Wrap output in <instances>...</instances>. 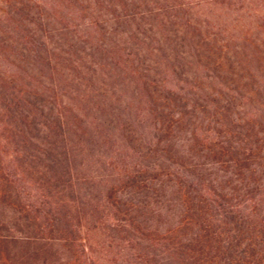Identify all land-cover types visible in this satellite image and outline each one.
<instances>
[{
  "label": "trees",
  "instance_id": "1",
  "mask_svg": "<svg viewBox=\"0 0 264 264\" xmlns=\"http://www.w3.org/2000/svg\"><path fill=\"white\" fill-rule=\"evenodd\" d=\"M27 1L0 264H264V0Z\"/></svg>",
  "mask_w": 264,
  "mask_h": 264
},
{
  "label": "rangeland",
  "instance_id": "2",
  "mask_svg": "<svg viewBox=\"0 0 264 264\" xmlns=\"http://www.w3.org/2000/svg\"><path fill=\"white\" fill-rule=\"evenodd\" d=\"M22 1L24 4H26L27 0H0V28L9 30L12 23L16 20H19L23 17H26L27 10L21 11L20 14L17 13L16 5L18 2ZM11 31V30H9ZM0 35H2V32H0Z\"/></svg>",
  "mask_w": 264,
  "mask_h": 264
}]
</instances>
